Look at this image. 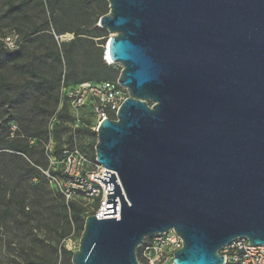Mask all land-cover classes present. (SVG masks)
Wrapping results in <instances>:
<instances>
[{"label": "water", "instance_id": "water-1", "mask_svg": "<svg viewBox=\"0 0 264 264\" xmlns=\"http://www.w3.org/2000/svg\"><path fill=\"white\" fill-rule=\"evenodd\" d=\"M107 2L104 59L128 97L97 130L106 218L87 217L72 264H139L170 230L174 264L264 245V0Z\"/></svg>", "mask_w": 264, "mask_h": 264}, {"label": "rangeland", "instance_id": "rangeland-1", "mask_svg": "<svg viewBox=\"0 0 264 264\" xmlns=\"http://www.w3.org/2000/svg\"><path fill=\"white\" fill-rule=\"evenodd\" d=\"M109 12L107 0L88 4L84 0H0V264H72V254L65 257L60 248L77 251L85 220L99 207L97 201L90 204L82 197L71 202L76 210L68 207L47 171L44 145L50 138H45L44 131L53 129L58 114L53 147L61 149L71 143L69 137L79 123L72 119L77 113L61 102L60 88L86 81L88 66L98 63L101 55L109 65L104 56L115 34L98 27L100 18ZM43 27L46 32L32 35ZM78 30L84 35L72 58L59 61L56 53L65 50L61 43L73 40ZM13 31L23 38L16 54L1 45ZM59 33L62 36L57 38ZM110 68L101 75L108 80L118 78L122 66L113 63ZM86 127L80 128L76 140L94 159L97 131L91 122ZM35 134L40 141L32 138ZM12 142L28 143L35 152L16 159L10 154ZM35 160L40 166L31 171Z\"/></svg>", "mask_w": 264, "mask_h": 264}, {"label": "built area", "instance_id": "built-area-1", "mask_svg": "<svg viewBox=\"0 0 264 264\" xmlns=\"http://www.w3.org/2000/svg\"><path fill=\"white\" fill-rule=\"evenodd\" d=\"M1 41L5 49L10 52L18 51L22 45V38L16 32L4 36ZM127 97V90L118 81L103 84L84 82L73 87L63 86L61 89L62 101L67 102L77 113V122L82 118L79 113L87 108L90 109L88 118L92 119L93 130L96 131L104 120H116L118 110ZM47 150L51 154L53 141L49 142ZM50 159L51 166H54L53 157L50 156ZM60 164L63 177L60 179L52 177V180L61 188L66 199L82 197L90 204H95L98 200L99 207L94 215L99 219L106 218L104 213H106L108 190L105 183L94 177L103 179L107 170L97 161L91 160L77 145L63 152ZM117 203L120 211L118 199ZM182 247L183 240L174 230L152 235L147 237L138 248V262L139 264H174V254ZM220 254L224 257L223 264H264V245L254 246L247 238L234 240Z\"/></svg>", "mask_w": 264, "mask_h": 264}, {"label": "trees", "instance_id": "trees-1", "mask_svg": "<svg viewBox=\"0 0 264 264\" xmlns=\"http://www.w3.org/2000/svg\"><path fill=\"white\" fill-rule=\"evenodd\" d=\"M91 1H93V0H84V2L86 4L90 3ZM47 2H50V0H47ZM51 21H52V19H51ZM46 31H47V29L44 28V27L43 28H39V29H36L32 33V35H36V34H39L41 32H46ZM13 32H16V31H13ZM82 32H83L82 30L75 31L73 33V35H72L74 37L73 40H71L69 43H61V46L65 50L56 53V56L58 57V60L59 61H61L62 58H67V59H71L72 58V54H73L74 48L77 46L78 42L81 41V36L84 35ZM58 35L59 36H56L57 38H59L60 36H62V33H59ZM22 43H23V38H22ZM54 43L57 44L55 40H54ZM1 45H2L3 49L6 50L5 47H4V45H3V43H1ZM20 49H21V47H20ZM20 49L18 51H16V52H10L8 50H6V51L8 53H10V54H16V53H18L20 51ZM110 66L111 65H107L104 62V60H102V55H101L100 60H99L98 63H95V62L90 63V65L88 66V68H89V70H88V79L86 81L81 82V83L91 82L93 84H103V83H107V82H117L119 77L118 78L115 77V78H113V80H108L107 78H104V76L101 75V72L102 71L111 69ZM93 78H96V79L101 78V80L95 81V80H93ZM81 83L75 84L73 86L79 85ZM63 86L64 87H73V86L62 85L61 88H60V93H59L61 102L63 104H65L66 106H68L71 109V107L69 106V104L67 102L62 101V98H61V89H62ZM81 117L82 118H80V121L79 122H77L76 116L75 117H72L74 123H79V125H77V127L72 131V135H70V137H69L70 140H71V143L69 145L61 148V149H57L56 147H53V150H52L51 154H50L49 150H47V146H48V144H49L50 141H53L54 142V138H53L54 137V131H55L54 127H55V124L56 123L58 124V122H59L58 121L59 120V115L58 114L54 116V119H53V121H54V127H53V129H47L46 131H44L45 138H47V140L50 138L48 141H46V143L44 145V150H45V155H46V157L48 159V170L47 171L49 172V174L51 175V177L59 178V179H60V177L61 178L63 177L62 176V172L59 171L58 169L59 168H62V165L60 164V162L62 161V158H63V152L66 149L71 148L74 145H77L81 149V151L84 154H86L84 152V150L81 148V146L77 144L76 135H77V133L80 132V130H81L80 128H87L86 126H87V124L89 122H91L92 125H93L92 119L88 118V117H90V109L87 108V109L81 111ZM80 125L83 126V127H81ZM0 134H1V132H0ZM32 138H35L36 140L40 141V139H38L39 136H37V134L33 135ZM9 148L11 150L10 151L11 152L10 154L14 155V158H16V159H20L22 157H30L35 152V150L32 147H30V145L28 143L27 144H22V143H19V142L18 143L12 142ZM50 156L53 157V159L55 161V165L54 166H51ZM88 157L91 160L96 161V157H94V159L92 157H90V156H88ZM39 166H40L39 160H35L34 163H33V167L31 168V171H34L35 168H39ZM53 168H54L55 171L54 172H51V170ZM62 195H63L64 199H66V197L64 196L63 193H62ZM71 202H74V200H67L68 207H72L74 210H76L75 205L73 203H71ZM97 202H98V205H99V201L98 200H97ZM74 219L75 220H78V215H74ZM60 251L63 253V255L65 257H69L71 254L73 256V254H74L71 251H68L65 247H61L60 248ZM71 261H72V259H71Z\"/></svg>", "mask_w": 264, "mask_h": 264}, {"label": "bare ground", "instance_id": "bare-ground-1", "mask_svg": "<svg viewBox=\"0 0 264 264\" xmlns=\"http://www.w3.org/2000/svg\"><path fill=\"white\" fill-rule=\"evenodd\" d=\"M107 53H108V51H106V54H107ZM105 60H106L107 63L113 64V62L110 61L108 58H107V59L105 58ZM118 213H119V211H118Z\"/></svg>", "mask_w": 264, "mask_h": 264}]
</instances>
